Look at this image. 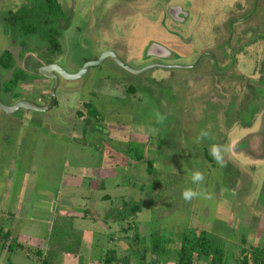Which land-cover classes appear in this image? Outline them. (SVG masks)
Segmentation results:
<instances>
[{"label":"rangeland","instance_id":"obj_1","mask_svg":"<svg viewBox=\"0 0 264 264\" xmlns=\"http://www.w3.org/2000/svg\"><path fill=\"white\" fill-rule=\"evenodd\" d=\"M24 1L0 0L1 21L6 10ZM236 1L218 0L207 12L222 14ZM140 2L146 7L148 0H76L73 25L60 40L61 57L74 69L106 49L131 59L137 39L141 46L161 38L157 30L143 33L147 19L134 9ZM132 22L138 23L135 30ZM1 25L0 52L9 45ZM108 61L70 82L80 89L79 100L75 92L63 95L60 88L70 86L62 82L56 104L45 112L0 109V236L9 235L5 246L0 238V264H176L182 235L200 230L216 238L225 264H240L242 248H263L264 155L255 148L259 121L223 141L227 153L220 167L209 155L212 144H222L217 127L203 125L199 104L182 103L184 78L202 79V69H175L172 76L156 79L152 98L122 99L106 87L109 80L122 79L103 76ZM30 87L23 85L26 92ZM204 92L216 100L225 95L213 93L211 84ZM84 100L98 107L103 120L86 124L75 117L83 110L77 102ZM157 111L166 117L162 124L154 118ZM208 128L213 138L197 143L200 130ZM239 142L238 147L248 146L245 152L233 151ZM194 170L204 174L202 184L192 183ZM189 187L210 198L186 202L181 193ZM155 240L165 255L154 251ZM111 254L120 263H105Z\"/></svg>","mask_w":264,"mask_h":264},{"label":"flooded vegetation","instance_id":"obj_2","mask_svg":"<svg viewBox=\"0 0 264 264\" xmlns=\"http://www.w3.org/2000/svg\"><path fill=\"white\" fill-rule=\"evenodd\" d=\"M67 1L69 6L56 0L65 13V16L57 21V26L61 30L56 37L57 45L43 38L42 30L37 32V35L29 34L23 37L17 35L14 38L3 17L2 21L0 19L2 32L9 38V45L0 54L8 51L14 59V65L5 72H2L0 67V100L10 107L22 103V106L8 113L49 110L57 102V90L62 82L70 86L60 88L63 95L75 92L74 100H79L81 91L79 88L71 87L74 83L70 84V82L83 78L92 66L100 67L107 60L111 66L109 65L107 71L102 72L103 76L110 78V74H119L118 77L122 79H111L106 87L111 92L116 90L114 93L121 95L122 99L126 95L138 97L143 95L147 98L149 95L152 98L153 90L150 85L155 83L156 79L172 76L175 69L194 71L190 73L202 69L205 72L202 79H197L191 74L184 78L182 83L187 93L182 103L188 101L189 104L201 106L200 116L203 125L207 124L209 128L217 127V141L222 143L221 145H226L223 141L227 140L233 131L241 132L242 129L251 128L264 110V0H239V2L237 0L231 7L225 5L223 13L219 15L211 11L207 12L216 8L215 4L218 0H196L197 5L191 0H148L146 7L140 2L134 9L147 19L142 22L143 33L148 35L157 30L156 33L161 38H150L147 44L145 41L141 42V46H139L140 40L137 39L138 51L131 55V59L119 55L113 49H106L95 58H85L77 69L61 57L60 40L64 32L73 25L72 8L74 9L76 0ZM27 2L30 0H25L21 4ZM18 7L13 10L8 9L4 14L15 11ZM209 17L211 23L208 21ZM134 23L136 22H132V29L135 30L138 23L135 26ZM151 24L154 29L151 28ZM120 34L121 37L125 36L121 32ZM96 61L99 63L90 65L86 71L83 70L88 62ZM42 67H50L44 68L46 74L57 78L55 98L51 105L53 79L35 72ZM15 72H20L17 74L26 77L17 82L14 90L5 91V81ZM44 83H47L48 90L44 88ZM209 84L212 85L213 93L218 94L221 90L225 95L217 97V100L208 97L204 89ZM23 85H31L32 90L24 91ZM14 91L19 95L14 97ZM177 92L178 89L175 94ZM77 103L83 108L76 110L74 114L79 121L90 124L93 118L103 120L98 107L92 102L84 100ZM48 105V109H42ZM34 118L37 121L39 117L34 115ZM240 132L235 136H240ZM241 139L242 137L238 141ZM239 144L240 142L233 151L245 152L248 146L238 147ZM255 148H259V154L264 155L263 144H257ZM262 189L264 191V187Z\"/></svg>","mask_w":264,"mask_h":264},{"label":"trees","instance_id":"obj_3","mask_svg":"<svg viewBox=\"0 0 264 264\" xmlns=\"http://www.w3.org/2000/svg\"><path fill=\"white\" fill-rule=\"evenodd\" d=\"M63 16H65V13L56 0H30V2L21 4L15 11H8L7 14H4L3 21L8 24L14 38L17 35L22 37L29 34L37 35V32L42 30L43 38L57 45L56 37L61 33L60 28L57 26V21ZM13 65L14 59L8 51L0 54V67L2 72L10 69ZM17 73L20 72L13 73L5 81V91L14 90L17 82L26 77L23 74L18 75ZM13 95L16 97L19 94L14 91ZM135 208L139 211V206ZM124 218L121 217V219ZM8 236L7 233L5 236H0L2 241H4L2 246H5V241H7ZM182 241L183 244L177 251L178 260L176 264H193L196 260L205 262V264H225L222 249L217 245L216 238H206V232L204 230H200L198 233H184L182 235ZM155 242L157 244L154 242L151 243L154 246V251L157 254L165 255V248L163 247L159 251V241L155 240ZM16 246L21 249L23 248L20 243H17ZM241 252L244 253V256L240 264H249L250 255L252 256V264H264V247L251 246V250L248 251L246 248H242ZM110 261L120 263V260L113 254L111 256L106 255L105 263H109ZM42 264H47V262L42 261Z\"/></svg>","mask_w":264,"mask_h":264},{"label":"clouds","instance_id":"obj_4","mask_svg":"<svg viewBox=\"0 0 264 264\" xmlns=\"http://www.w3.org/2000/svg\"><path fill=\"white\" fill-rule=\"evenodd\" d=\"M154 118L158 124H162L166 117L161 114L159 111L154 113ZM212 133L208 129H201L196 137L197 143H202L206 140L212 139ZM227 153V148L223 145L219 144H212L209 147V155L212 159L216 162V164L220 167L225 166V155ZM190 179L193 184H202L204 182V174L199 170H194L191 172ZM182 199L186 202H191L193 199L196 198H210V195L203 190H195L193 188H185L182 190L181 193Z\"/></svg>","mask_w":264,"mask_h":264},{"label":"water","instance_id":"obj_5","mask_svg":"<svg viewBox=\"0 0 264 264\" xmlns=\"http://www.w3.org/2000/svg\"><path fill=\"white\" fill-rule=\"evenodd\" d=\"M99 63L98 61L96 62H88L84 67L83 70H87L89 68L90 65L93 64H97ZM44 68L48 69L50 67H42L40 70L35 71L38 74H41L43 76H47L50 77L51 79H53V84L51 87V99H50V105L53 103L54 98H55V90H56V86H57V78L55 76H49V74H46ZM0 88H1V76H0ZM20 106H22V103H17L14 106H6L4 105L1 100H0V108H2L3 110L7 111V112H12V110L19 108ZM49 105L45 108H42L43 110L48 109ZM41 109V108H40ZM260 123L259 125V130L257 131V135L260 137L259 138V142L258 144H263L264 145V110L261 112V114L259 115L258 119H257Z\"/></svg>","mask_w":264,"mask_h":264}]
</instances>
